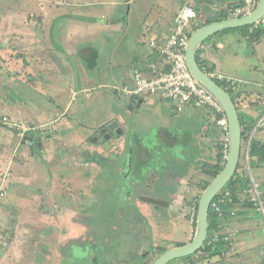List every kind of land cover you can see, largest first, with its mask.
I'll return each mask as SVG.
<instances>
[{
    "label": "crops",
    "instance_id": "crops-1",
    "mask_svg": "<svg viewBox=\"0 0 264 264\" xmlns=\"http://www.w3.org/2000/svg\"><path fill=\"white\" fill-rule=\"evenodd\" d=\"M16 1L18 3L23 2L20 0H0V4L5 3L10 7L9 10L11 11ZM240 1L241 0H93L92 7L94 10L97 8V11H86L84 17L76 18L78 20H75L76 23L88 20L89 23H92L104 32L106 36L105 39L108 40L109 38L108 44H110V47L107 49L104 48L102 44L100 46L97 44L95 47L93 41L89 40L86 47L82 46L79 50H72L78 56L82 54L83 58L86 60H88L89 57V68L91 70L96 67L99 79L95 82H90L89 79L86 80V83H82L84 87L78 91H76L75 86L72 85H68L65 89L60 90L55 83L56 80L53 86L49 79L50 72L46 71H44V81L38 79V81L35 82H39L41 91L43 92L45 91L44 89H46L47 92L54 91L52 88L54 87L55 91L59 92V100L64 101L65 104V106L64 104L62 106L56 104V107L59 108L56 117L54 119L51 118V121L44 123L45 125L42 126V129H44L48 127V125L49 127L53 126V128H55L54 123H60L61 125L65 124L63 125L65 133L57 135V138L54 137L52 133L44 135V142L47 140L49 146L47 155L49 158H53L49 163V167H51L49 181H51L50 183L48 182L49 184L46 182L47 186L51 185L53 181H61L69 185L68 189L71 188V190L74 189L72 191H78L76 194L72 193V200L70 195V197L67 196V198H64L65 208L70 207L73 209V196H79V201L88 194L85 192H88L89 188L85 183H82L83 181L81 178V174L84 175L83 171L85 170H80L85 167H87V170L95 177L93 178L94 180L100 175L104 177L106 173L109 175L112 174L115 181L118 178H122V176L125 178L124 176L127 175L128 177H136L134 179H138V182L143 183L141 185L142 190L143 187L145 188V190L140 193L142 197L153 195L154 189L159 188V191L165 198H171H166L170 200L169 207H155L153 203L142 200L139 211L130 212V214H134L137 218L136 223L132 224L131 220L124 219L126 217L122 218L121 221L130 222V228L133 225V229H138L139 232L142 231L137 237L134 233V237L138 238L137 244L146 248L145 251L152 252V247H154V226L157 227V225H154V221H149L152 220L149 218L167 215L168 221L170 222L168 209L172 207V204L182 193L191 188V185L195 182L194 179H199L200 173L207 176L204 173V164L214 162L217 151L216 146L218 143L223 142L227 135L225 130L217 122L222 115L218 113L214 115L208 108L186 104L182 111L178 112L173 103L160 96L141 95L137 96L138 98L136 97L137 99L135 100V96L125 94L123 88H131L133 86V71L135 69H139L147 78H151L169 69V64L165 57L159 54V51L151 45V42L153 41L161 45L167 42V39L174 30V16L182 6L190 4L196 10L197 18L193 22L192 28H198L210 22L235 18L228 15V9L234 4L240 3ZM113 4L119 5L120 7H118L117 10H113ZM88 15L92 17L87 18ZM223 15H226V17H223ZM71 16L73 17L71 20L74 21V15H70V17ZM119 19L123 22H120ZM1 21L2 20H0V23H2ZM117 21H119L118 24ZM204 22L205 24H202ZM259 22L260 21L249 25V32L256 29L260 25ZM237 30L238 28H230L211 35L202 42L197 55L201 65L205 67V71L206 68H213V70L207 73H220L225 78L229 79L227 82L216 81H219L218 83L225 89H233L234 92L238 94L239 101H243V107L239 109V112L242 114L243 118H246L243 120L246 125L243 127L242 131L245 133L244 135L248 136V133L253 132L251 141L253 138L261 140L264 136L256 138L255 133L258 130L260 132L262 127L264 129V126H259L257 124L260 118H264V86L263 89H258L260 84H258L259 81L255 79L258 67L255 66V63L253 64L251 62V59L254 57H261L264 59V34L256 41H253L249 36L245 35L243 31L239 30L237 32ZM105 39H103V42ZM73 46L72 44L71 48ZM53 50L59 51V53H68L67 49H62L60 46L57 47L53 45L47 48V51ZM234 62L239 64L238 69ZM55 64L54 60L50 61L49 59L44 62L43 65L45 66L41 68V71L52 66L51 69L54 71L55 75H58V73L61 75L62 72H66L61 65L58 70V68L54 66ZM29 73H31L30 70ZM111 88H114L113 91L119 96L118 98H120L119 100L117 98V103L114 102L113 105L105 104L107 97L104 94V90L109 93ZM66 91L67 93H65ZM120 91L124 94V98L120 97ZM79 92H82L84 97L82 102L74 108L72 114L83 111L87 116L91 113H93V116L97 114L104 115L100 117L101 119H95L96 117H94L96 122L91 125H85L78 119H73V116L69 114L73 106L72 100ZM111 95L112 94H110V96ZM140 98L142 101L140 106L137 107L136 104L139 102L138 100ZM250 102H253V104L250 105ZM54 105L55 104L51 105L48 112L41 114V116H49ZM20 110L19 108L16 109L18 112ZM131 117L133 119L136 118L135 122L144 120L143 124H146V126L138 127L136 125L134 128H131L128 125ZM9 119L13 122L21 123L25 127L27 126L26 119ZM112 121H117L118 126L122 129V133L118 136L113 135L112 131L107 128V125ZM73 124L81 127V130L76 129L77 127L73 129ZM1 125L2 124H0V126ZM29 128L33 131L26 132V130H24V133L26 132L28 135L32 134L35 141L34 130L37 127L30 125ZM130 128L134 131V135H132L134 136V140L128 133ZM263 129L260 134L264 135ZM12 131L18 134V138L15 137L14 141L18 142L17 145H23V143H25L26 150L19 154V162L15 154H13L10 159L0 161V169H5L0 173V191L4 192L6 195L5 184H8L7 176L10 174L7 172L8 170L16 169L17 171L12 172V176H10L22 184L23 182L21 180H23V178H28V181H36L38 179V175H36L34 171L32 173L29 172V166L33 170L35 161H29L30 155L27 156L31 149L30 146L35 144V142L29 145L28 140H22L24 136H26L25 134L18 133L17 130ZM53 131H56V129ZM9 141V136H6L4 139H1L0 142L9 145ZM261 141L264 142V138ZM40 143L41 148H44L45 143L44 145L42 141ZM54 144L56 147L58 146L57 150H60V152L56 150L55 156L50 150L51 145ZM16 151L14 153H16ZM209 151L212 152L210 153ZM200 159L204 161L202 162ZM256 160L257 157L253 156V161ZM253 161L251 160L250 162L253 168L264 165L263 162L256 161L253 163ZM185 164L188 166L185 167L187 172L182 168ZM200 166L201 168L198 169ZM52 167L58 172L62 171L63 173L53 174L54 169H52ZM20 169L24 170L22 174L19 172ZM239 169L240 167H238V170ZM196 172L198 173L196 174ZM255 177L257 180H261L263 184L262 187L264 188V178ZM201 180L204 182L207 178ZM80 182L82 184H80ZM81 186H83L85 190L80 188ZM82 190L84 192H82ZM46 191L48 193L50 188ZM262 194V197H264L263 191ZM69 200L73 202L69 203L70 205L67 206V201ZM78 201H75L76 209L73 210L75 216H72L71 222H74L73 224L83 230V235L86 238L84 241L86 243L91 241H93V243L98 242L102 237H105L107 233L112 234L114 231L121 228V226L116 225L117 215L114 216L115 220L113 221L112 219H102L96 222L92 221L90 216L81 212L83 210L78 206ZM59 205H61V203ZM102 206L100 209H103ZM253 206L254 205L251 203L239 202L236 200L229 209H226V207L224 208L225 211L221 219L225 225H222V223L220 224L227 232V236L221 239L218 237V239L222 240L223 243L227 245L228 250L224 251L221 256L216 255L212 258V260L216 259L214 260L216 263L264 264V248L262 249L264 241L261 239L262 237L260 238L257 235H253V239L240 238L244 231L249 230L248 224H252V222H250V212ZM193 212H195V210ZM225 215H227V217ZM190 217L193 221V214ZM102 224H105L107 232L98 231V229L104 228ZM149 227H151V229H149ZM144 232L147 233V235L144 236ZM74 238L78 244L79 237L73 236L72 239ZM227 240L230 242L226 243ZM178 244H184V242H179ZM178 244H176V246H181ZM134 250L135 248L133 247L132 252ZM249 255H251V258H249ZM141 258L142 256L139 257L140 260Z\"/></svg>",
    "mask_w": 264,
    "mask_h": 264
},
{
    "label": "rangeland",
    "instance_id": "rangeland-1",
    "mask_svg": "<svg viewBox=\"0 0 264 264\" xmlns=\"http://www.w3.org/2000/svg\"><path fill=\"white\" fill-rule=\"evenodd\" d=\"M20 1L23 2H14L16 4L13 5L11 11L7 9L8 6L5 3L0 4V17L3 18L1 21L2 23H0V119L2 116L15 120L26 119L27 128L30 125L37 127L34 130L36 142L34 145L30 146V150L28 149L29 153L27 156L30 155L29 161H35L36 165L33 166V170L29 166V172L32 173L34 171V173L38 175V179L36 181H28V178H23V180H21L23 182L22 184L11 177V173L16 172V169L7 171L10 173L9 175L7 173L8 184L6 185L4 182L7 195L4 194L3 197H0V264H84L86 260L84 252H87L89 258L91 257V261L96 260L99 264H106L105 259L101 260L99 258L101 251L99 247L104 246L105 248V245H102L104 237L95 244L96 247H98V250H95L90 242L86 244L84 241L86 238L83 235V230L73 224L74 222H71L72 216H75V212L73 211L76 209L75 201H78L79 198V196H73L74 203H72V193L76 194L78 191H72L74 189L71 190V188L68 189L69 185L61 181H53L51 185L47 186V183L51 181H49V173H51L49 163L53 158H49L47 155L49 146L47 140L44 142V135L52 133V135L57 138V135L65 133L63 127L65 124L61 125L60 123H54L55 128H53V126L49 127L48 125V127L44 129H42V126L45 125L44 123L56 117V113L59 111L56 104L62 106L64 101L59 100V92H56L54 87H52L54 91L47 92L46 89H44L45 91L43 92L41 91L39 82H35L38 81V79L44 81V71L50 72L49 79L51 84L54 86L56 83L60 90L65 89L68 85H72L75 86L76 91H78L84 87L82 83H86V80L89 79L90 82H95L99 79L96 67L90 70L89 57L88 60H86L83 58L82 54L78 56L74 51L75 49L79 50L82 46L86 47L89 40L93 41L95 47L97 44L99 46L102 44L103 47L107 49L110 47V44H108L109 38L108 40L105 39L106 36L104 32L97 26L89 23L88 20L76 23V21H78L76 18L84 17L86 11H97V8L94 10L92 7L93 0ZM113 7V10H117L120 6L115 4ZM70 15H74V21L71 20L73 17H70ZM91 17L90 15L87 16V18ZM119 20L123 22L121 19ZM118 23L119 21H117V24ZM238 31L239 30H237V32ZM103 39H105L104 42ZM72 44L74 46L71 48ZM53 45L57 47L60 46L62 49H67L68 53H59V51L56 50L47 51V48ZM73 49L74 51H72ZM49 59L50 61H55L56 64L54 66H56L58 70L61 65L66 72H62L61 75L59 73L55 75L54 71L51 69L52 66L44 70L42 69L43 71H41V68L45 66L43 65L44 62ZM251 60V62L253 64L255 63V66L258 67L255 79L259 81L258 84L260 85L257 87L258 89H263L264 59L261 57H254ZM234 64H236V68L238 69L239 64L236 62H234ZM29 70L31 73H29ZM113 89L114 88H111L109 93L104 90V94L107 97L105 104L113 105L114 102L117 103V98L119 96L116 95ZM65 93H67V91ZM110 94L112 95L110 96ZM119 95L121 98L125 97L121 91ZM233 95L234 92H232V96ZM83 97L84 94L82 92H79L75 96L72 100L73 106L69 114L73 116V119L76 118L85 125H91L96 122L94 117H96L95 119H101L100 117L104 115L97 114L93 116V113H91L87 116L83 111L72 114L74 108L82 102ZM119 99L120 98H118V100ZM241 103L243 107V101ZM53 104L55 105L52 107V112L49 116L42 117L41 114L48 112L49 107ZM252 104L253 102H250V105ZM17 108L21 110L18 112L16 111ZM135 119L132 117L129 119L128 125L131 128H134L136 125L138 127L146 126V124H143L144 120L135 122ZM75 128L81 130V127L73 124V129ZM131 128L128 133L132 136L134 135V131ZM55 129L56 131H53ZM262 129L260 131L261 133ZM31 131L33 130L26 132ZM26 132L23 134L28 135ZM260 132L258 130L255 133L256 138L264 136L260 134ZM0 134H2L0 135V141L6 136H9L10 139L9 145L0 142V161L10 159L13 154H15L19 162V154L26 150V144L17 145L18 142H15L14 138H18V134L5 125L0 126ZM133 138L134 136H132V139ZM263 138H261V140ZM37 141H42L43 145L45 143L44 148H41ZM57 147L55 144L51 145L50 150L54 156L58 149ZM15 151L17 154L14 153ZM57 151L60 152V150ZM209 152L211 153L212 151ZM203 161L204 160H202V162ZM242 164L243 157L240 158L239 167H241ZM185 167H188L187 164L182 166L186 171ZM200 168L201 166L198 167V169ZM52 169H54L53 174L63 173L62 171L58 172L53 167ZM4 170L3 168L0 169V173ZM80 170H85L83 171L85 176L81 174L82 183H85L89 188L88 192H85L88 193L87 196L78 201V206L83 210L81 212L90 216V219L94 222L101 221L103 215L107 214L106 211L113 212L114 214L116 213L115 215L113 214L114 216L117 215L116 225L121 227L123 226V222L121 221L124 217H126L124 218L126 220L129 219L136 222L137 218L134 214H130L131 209H135V207L128 201H126L125 204L120 190L115 187V185L118 186L119 183L115 181L112 174L109 175L106 173L104 177L100 175L94 180L93 178L95 177L87 170V167L84 169L81 168ZM19 172L22 174L24 170L20 169ZM197 173L198 172H196V174ZM252 173L258 178H264V165L256 168L252 166ZM203 178H207V176L200 173L199 179H194L195 182L191 185V188L182 193L172 204V207L168 209L170 222L168 221L167 215L149 218L152 219L149 221H154V225H157V227L154 226V247H152V252L145 251L146 248L137 244L138 238L136 237L142 231L139 232L138 229H133V225L129 231L135 233L136 237L129 238V235L126 236V232H123L122 229L119 228L114 231L113 237L109 235L112 239L109 245L115 244V250L119 253L123 251L128 253L125 249L134 247L135 250L129 253V257L134 260L139 255H143L139 264H153L155 259L160 255L161 248L170 249L175 247L179 242H184V244H186L194 234L195 227L192 224L193 221L190 219V216L193 214V217H195L194 214L196 215L193 211L195 210V203H198L200 194L203 191V189L200 188V186L203 185V181L201 180ZM137 180L138 179H135V184L137 188H140L138 191L145 190L144 187L143 190L141 189L143 183ZM257 181L260 184L261 190L264 192L261 180L258 179ZM82 183L80 182V184ZM128 187L129 184L127 181L126 189H128ZM48 188H50V191L47 193L46 190ZM80 188L85 190L83 186ZM83 190L82 192H84ZM114 190H116V192ZM69 195L71 196V200L67 201V206L70 205L69 203H72L73 209L70 207L65 208L64 206V198H67ZM154 195L165 197L159 191V188L154 189ZM262 195L263 194H261L260 202L264 205V197H262ZM60 203L61 205H59ZM124 204V208L128 210L125 214L120 209V206ZM101 206L103 209H100ZM251 209L250 222H252V224H248L250 231H244L240 238L253 239V235H257L260 238L262 237L261 239L264 241V213L255 205ZM113 220H115V218H113ZM102 227L104 228L98 229V231L107 232L105 224H102ZM149 229H151V227H149ZM62 230L66 232L63 233L61 232ZM143 234L144 236L147 235L145 232ZM73 236L79 237L78 242L81 250H75L74 248L76 257L80 259L78 261L69 260L72 258L71 254H73V251H71L73 246L71 245L74 243L77 244L75 238L72 239ZM263 248L264 245H262V249ZM124 256L125 259H128L125 253ZM117 257L119 258L120 255ZM81 258L83 260H81ZM249 258H251V255H249ZM214 260L216 259H208L206 253L199 252L194 256V261L199 262L198 264H219ZM188 261V259H179L170 261L167 264H188ZM113 262L109 264H137V262L132 263L131 260H117Z\"/></svg>",
    "mask_w": 264,
    "mask_h": 264
},
{
    "label": "built area",
    "instance_id": "built-area-1",
    "mask_svg": "<svg viewBox=\"0 0 264 264\" xmlns=\"http://www.w3.org/2000/svg\"><path fill=\"white\" fill-rule=\"evenodd\" d=\"M259 0H241L239 5L230 7L228 15L230 17H240L254 10ZM197 17V12L192 5L186 4L174 16V30L170 34L167 42L163 45L151 42L159 54L163 55L169 64V69L161 72L151 78L145 77L139 69L133 71V86L131 88L124 87L123 92L130 96H160L174 104L176 111H182L186 104L196 107H205L211 110L215 115L221 114L222 117L217 120L218 124L225 130L227 135V120L218 102L206 90L200 87L193 77L190 75L185 62V49L190 37L191 25ZM259 24L264 26V16L259 20ZM213 79L219 81H228L220 73H208ZM0 124L7 126L12 130H17L18 133H24V130L30 129L18 122H13L6 116L1 117ZM259 126H264V118H260ZM252 133L242 138L240 158L243 157V164L240 167L241 175L246 176L247 183L244 187L226 188L219 191L213 198L210 204V212L217 213L219 217L223 216L224 209L228 203L234 199L239 202H248L258 206L264 213L263 204L260 202L261 188L256 177L252 173L250 155V143ZM22 135V134H20ZM228 142L227 136L224 139L223 161L224 166L227 159ZM4 192L0 191V197L4 196ZM215 235L213 240H217Z\"/></svg>",
    "mask_w": 264,
    "mask_h": 264
},
{
    "label": "water",
    "instance_id": "water-1",
    "mask_svg": "<svg viewBox=\"0 0 264 264\" xmlns=\"http://www.w3.org/2000/svg\"><path fill=\"white\" fill-rule=\"evenodd\" d=\"M264 16V0H259L254 10L246 15L223 19L220 21H214L202 25L196 28L189 37L187 46L185 49V62L188 68L190 75L196 81V83L206 90L212 97L218 102L221 109L224 112V115L227 120V142H228V153L227 159L221 171L215 176V178L205 187L202 191L196 209V218H195V230L192 238L189 242L184 245L176 246L162 252L153 262V264H167L173 260H179L187 256L195 254L199 251L208 236L209 230V214H210V204L216 194L221 191L233 178L235 172L238 169L240 163V153H241V142H242V119L237 109L236 104L233 101V98L230 92L220 85L215 79H213L198 63L197 61V51L204 40H206L211 35L220 32L225 29L239 28L243 26H249L258 22ZM135 100L138 98H136ZM135 102L136 106L139 107L142 99ZM134 103V102H133ZM107 128L112 131L113 135L118 136L122 133V129L118 126L117 121H112L107 125ZM28 140L29 145H32L34 141L33 135H26L24 140ZM39 146H41L40 141H37ZM125 180V179H124ZM119 186V185H118ZM117 187L123 197L125 198V185H120ZM116 188V189H117ZM116 192V190H114ZM146 202L153 204H161L162 200L156 198H147ZM108 214V215H107ZM103 215L102 219L110 220L114 218L113 212H107ZM74 243V242H73ZM87 244V243H86ZM77 244H72L73 254L72 258H77L75 255L74 248ZM85 253V252H84ZM84 264H99L97 261H91V257L85 253ZM81 260H83L81 258Z\"/></svg>",
    "mask_w": 264,
    "mask_h": 264
},
{
    "label": "trees",
    "instance_id": "trees-1",
    "mask_svg": "<svg viewBox=\"0 0 264 264\" xmlns=\"http://www.w3.org/2000/svg\"><path fill=\"white\" fill-rule=\"evenodd\" d=\"M239 4L240 3L234 4L231 7H234V6L239 5ZM223 17H226V15H223ZM202 24H205V22L202 23ZM238 30L243 31L245 33V35L249 36L253 41H256L257 39H259L264 34V26H262V25H259L256 29H253L252 32H249V26L240 27V28H238ZM196 58H197L198 63L200 64V66L205 70V67H203V65H201V62L199 60L198 55H197ZM210 70H213V68H206V72H209ZM217 82H219V81H217ZM227 90L230 92V94L232 96V92H234V90L233 89H229V88ZM232 98H233L234 103L237 106V109L238 110L241 109L242 108V103L238 99V94L234 92V95L232 96ZM240 116H241V119H242V127H244L246 125H245L243 120H245L246 118H243L242 114H240ZM244 134L245 133L242 132V138H244V136H245ZM216 150L217 151H216V156L214 158V162L204 164V173L207 175V180L204 181L203 185L201 186V189H203V190L210 183V181L212 179H214L215 176L223 168V165L221 163L223 161L224 140H223V142H220V143L217 144ZM250 155L251 156H256L257 157V160H256L257 162H263L264 163V142L259 140V139L253 138L251 143H250ZM256 161H253V163L256 162ZM241 174H242V171H239L237 169V171L235 172L233 178L227 184L226 188H232V189L235 188V187H237V188L240 187L241 188L244 185H246L247 178H246V176L241 175ZM235 202H236V199H234L231 203H228L226 206H223V209L225 207H226V209H229L230 206L232 204H234ZM196 208H197V202L195 203V211H196ZM224 211H225V209H224ZM227 215H225V216L227 217ZM208 220H209V232H208L207 239H206L203 247L198 252H196L195 254H193L191 256H188V257L184 258V259H189L190 260V262L188 264H198L199 263L197 261H194V256L197 255L199 252L206 253L207 257L209 259H211V258H213L216 255L221 256L224 253V251L228 250L227 249V245L224 244L222 240H220L224 236H227V234H226L227 232L225 231V229H223V227L220 224V223H222V225H225L224 222L222 221L221 217H219L217 215V213L210 212ZM193 226L195 227V217H194V221H193ZM215 235H217L220 239L213 241L212 239L214 238ZM229 242H230L229 240L226 241V243H229ZM178 245H182V244H178ZM165 250L166 249L162 248L160 250V252L162 253Z\"/></svg>",
    "mask_w": 264,
    "mask_h": 264
},
{
    "label": "flooded vegetation",
    "instance_id": "flooded-vegetation-1",
    "mask_svg": "<svg viewBox=\"0 0 264 264\" xmlns=\"http://www.w3.org/2000/svg\"><path fill=\"white\" fill-rule=\"evenodd\" d=\"M1 8V6H0ZM10 7H8L7 9H9ZM1 11V9H0ZM3 18L1 17L0 20H2ZM31 130V129H30ZM25 138V136H24ZM24 138L22 140H24ZM34 145V144H33ZM125 178H118L116 180V182L119 183V186L120 185H125V187L127 188V181H128V184H129V187L128 189L125 188V199H124V202L126 204V201H128L133 207H135V209H131V213L132 212H135V211H139V206H140V203L142 202V200L146 201L148 200L147 198H156V199H159V200H162L163 203L162 205L161 204H154L155 207H158V206H163V207H169L170 206V200H167L165 197L163 196H156V195H150V196H147V197H142V195L140 194L141 191H138L140 190V188H137V185L135 184V179L134 177H128L127 176H124ZM125 179V180H124ZM142 189V188H141ZM125 204L123 206H120V209L123 211V213H127V209L124 208ZM197 209V208H196ZM121 212V211H120ZM196 213V211H195ZM195 218H196V215H195ZM194 221V220H193ZM132 224L136 223V222H132ZM130 222H123V226L121 227L122 231L123 232H126V236L129 235V238H133L134 237V233L133 232H130L129 229H130ZM85 231V230H84ZM61 232L65 233L66 231L62 230ZM209 232V230H208ZM114 233L112 234H106L105 237H104V240H103V244L102 245H105V248L104 246L102 247H99V250L100 251V256L99 258L101 260H104L106 261V264H109V263H112L113 261H117V260H121V261H125V260H128L132 263H135L137 262V264H139L140 262V259L139 257H143V255H139L138 257H136L134 260L133 258L129 257V253H131L133 247H130V248H127L125 250L128 251V253H126L125 251H123L122 253H119L118 251L115 250L116 246L115 244H112L111 246L109 245V242L112 241L111 237L110 236H114L113 235ZM110 235V236H109ZM97 242L93 243V241L90 242V244H92V247L95 249V250H98V247H96V244ZM129 246V245H128ZM97 248V249H96ZM76 249H80L79 247V243L75 246V250ZM162 249V248H161ZM81 250V249H80ZM105 250V251H103ZM83 251V250H82ZM198 252V251H197ZM86 255H87V252H85ZM124 253L126 254V257H128V259H125V256H124ZM161 254V253H160ZM120 255V257L118 258L117 256ZM131 256V255H130ZM191 256V255H190ZM188 257V256H187ZM186 258V257H185ZM184 259V258H182ZM69 260H72V261H78L80 259H77V258H70ZM189 260V259H188ZM108 262V263H107ZM190 262V260L188 261V263ZM114 263V262H113Z\"/></svg>",
    "mask_w": 264,
    "mask_h": 264
},
{
    "label": "clouds",
    "instance_id": "clouds-1",
    "mask_svg": "<svg viewBox=\"0 0 264 264\" xmlns=\"http://www.w3.org/2000/svg\"><path fill=\"white\" fill-rule=\"evenodd\" d=\"M197 18V17H196ZM196 20V19H195ZM196 27L192 28V25H191V29H190V34L194 31Z\"/></svg>",
    "mask_w": 264,
    "mask_h": 264
}]
</instances>
